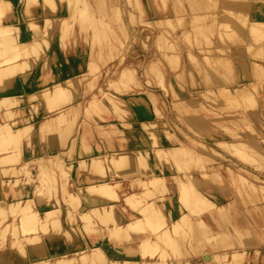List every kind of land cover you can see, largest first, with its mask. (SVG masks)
Instances as JSON below:
<instances>
[{
  "label": "rangeland",
  "instance_id": "1",
  "mask_svg": "<svg viewBox=\"0 0 264 264\" xmlns=\"http://www.w3.org/2000/svg\"><path fill=\"white\" fill-rule=\"evenodd\" d=\"M89 1H91L90 4H92V6L96 9V17L97 18L105 17L103 18V20L104 19L109 20L110 24L104 25L105 22L100 23L103 21L102 19L92 18L93 21L95 19L96 22L95 21L93 22L91 19V21L93 22L92 23L93 26L91 29L90 23H87V22L83 23V21L81 20L83 23L82 24L80 20H78L77 22L76 18L74 17L71 19V22L73 20V24L76 26L74 30L78 32L79 36L78 35L64 36V38L62 39V43L64 41H69V44L68 42H66L65 44L66 46L65 45L63 46L62 44L61 45L63 48L68 47L67 50L70 49L69 51L73 50V52H78L79 55L77 57H80L82 60L80 63H78L76 75L66 74L62 78L63 80L60 81V83L63 82L62 87L66 88L67 90L63 95L64 96L63 99L61 98V101L63 102L57 103V106L55 107L48 106V104H46L47 102L44 101V98L42 100V96H41L42 90H40V92L37 93L38 95H35L33 98L37 102L35 104L33 103L29 109L32 112L41 113L42 118H39L34 122L32 121V123L25 122L22 124L20 120L17 118L18 110L15 107H9L8 108L9 111H7V109H5L6 107L4 108L3 106L0 105V121L7 120V125H8L7 127H5L6 130L4 129L6 132L3 130L4 131L3 134L4 135L6 134V136H8L9 134L7 132L9 128L11 132H16L17 129L19 132V133L18 132L15 133L16 136L15 134L12 136V138H14V141L16 139L19 141L18 146H16L17 148H19V151L17 150L16 147H12L15 142H16L15 144H17L18 142L17 140L15 142H11L10 136L7 137L10 140V142L5 141L6 138H3L4 140H0L2 141L0 142V144H2L3 146H5L4 143L6 142L9 144H12V146L9 147V150L8 148L6 150L4 149H1L2 151L0 150V158L2 156H5L6 154L8 155V158L10 159L11 157L10 155H13L14 153V156L11 157L14 160L11 159L12 161L10 162L6 161L4 163L5 165L1 163L2 165L0 164V168L18 169L19 171L18 175L10 179V184L13 185L12 189L14 191H18L20 189L21 193L23 194L28 192L29 196L33 198L31 199L33 200L31 202L32 206H35V204L36 206H42L41 204L43 203L46 204L48 202L53 203V201L56 202L55 199H57L56 204L57 206L60 207V209L62 208L61 212H60L59 207L55 206V208L53 209V212L51 211V213L53 214H51V216L49 215V217L51 218L49 217L47 218V221H50L49 225H51L50 226L51 228H49L48 230H44L46 232H43V233L42 231H38L37 232L38 235H48L51 232L50 229H56L60 226V220H61V223H64L67 228H73V229L76 228L77 230L75 229L76 230L75 234L81 236V234L84 233L85 240L94 248V246H96V241H98L101 236L96 235V237L95 236L92 237L89 235V238H88L87 235L88 233H90L89 232L90 230L88 227L86 228L85 226L86 224L88 225V222H89V221L87 222V218H89L88 220H90L91 217L86 216L84 219V216H81V214H79L78 212L75 215L74 214L72 215L71 213H69V208H68L69 203H67L63 199L66 196L68 197L69 188H70V192L72 191L73 194L75 193L74 182L76 181L75 183H77L78 181L75 178L73 179L71 176V174L74 172L73 169H75L73 168L74 166L71 167L70 164L64 161V158H66V152L70 149V146L67 144L64 148L58 151V154H55V155L53 153L50 154L51 152L50 146L48 149H46L43 152L44 156L36 157L34 155H28L24 152L23 148L26 143L31 142L33 138H35L34 131L32 130L31 127L37 123L38 124H42V123L48 124L49 121L51 122L50 126H52V128L58 127V126H59L58 128H61V126L63 128L66 127L67 126V115L65 111L63 110L66 109V111L70 113L73 111V108H72L74 104L73 95H72L74 93L73 88L78 86L79 88L84 89L80 96L81 100L77 107L78 111L83 116V118L81 117V120L79 118V120L81 121V124H80L81 128L78 134L79 136H81V152L87 155L95 154L94 156H91L92 160H96L97 162H100V164L103 166V169L107 171L110 168H112L113 164L117 161L116 157H112L111 159L112 161L110 160L111 162H109L108 159L106 160V157H104L105 156L104 149L107 143L113 142L114 147L117 149L119 146V149L121 151L116 154L122 155V154H129L132 152L131 150H128L126 148L124 141L116 139L120 137L119 134H116L117 132H119V130L123 129L124 131H129V130H132L133 128L134 129L141 128L143 132L141 130H139V132L143 134L149 142V149L144 152L147 153L146 155L154 156L156 155V152L158 151L157 149L159 148V146L157 145L158 146L157 147L155 144L158 141H156L157 140L156 137H155L156 139L154 138L155 133L154 132L150 133V130H148L147 126H145L144 124L151 123V122L168 123L170 127L169 130L171 131V136L169 135L170 136L169 140H167L168 139V135H167L166 141H169V143L168 142L167 143L170 146H172L174 145L173 144L174 139H177L176 141H174V143L180 139H184L185 133H187L188 135H193L192 134L193 132L188 128L190 124H189V121H187L188 119L190 120L191 117L197 120L195 123H201V125H203L204 128H207V131L210 134L208 136L209 139L214 140L215 138H217L223 141H232L233 137L231 136L233 134H237V135L240 134L242 138H238V141L251 142L252 146H255L256 148L258 144L261 143L259 147L260 149L259 148L257 149H259V151L262 152L263 149L261 148V145L263 144L260 138L264 136V111H263L264 110V28H263L264 27V15H263L264 0H228V1L227 0H104V2L103 0L101 1L98 0L99 2H101V4H103L104 7L98 1L96 2V0H87V2ZM229 1L234 2V3L229 5L230 3ZM225 2H227L228 4H224ZM255 6L257 10L253 9ZM222 10L224 13H228V14L223 13L222 15ZM231 13L234 16H231L230 15ZM259 19H262V20H259ZM99 20L101 21L99 22ZM91 21H88V22H91ZM255 21H259L258 23H262V27H260L261 24L260 25L258 23L255 24L256 23ZM222 22H223V25L225 23V24H228V27L230 26L228 30H226L227 29L226 25H224L226 27L225 29H223V25L222 26L219 25ZM253 22H254V25H256V27L251 26ZM79 23H80V26H79ZM258 25H259V29H258ZM42 26L43 25L37 28L39 29V31L38 30H35V31L42 33V31H40L42 30L41 29ZM83 26L86 27V29ZM251 28L252 30L253 28L254 29L256 28L257 32L258 30H260V28L263 31L260 30L262 32H258L260 33L258 34L254 30L251 33V30H250ZM61 29H63L62 26H61ZM253 34L255 35L256 38H254ZM257 34L259 36L258 38H257ZM31 39L32 38H29V35H28L27 40L29 41V43H31L32 40H35V39H32V40ZM71 40H72V43L70 42ZM45 45L47 46V43H45ZM48 45H49V42H48ZM64 59L66 62H68V57L66 55H64ZM124 68H129L132 70L133 80L132 81L130 80L131 82L129 80H128L129 82L121 81V80H120L121 82L118 81L120 78V73L123 71ZM72 77H75V80L72 83H69L68 80H70V78ZM225 79L227 80L225 81ZM237 79L241 80V82L243 80L244 85L252 84L251 86H254V88H251L248 86V91H249L248 92L249 95L247 93L248 96L246 94H243L244 96L240 97L238 93H237L238 95L235 93L237 96L235 95L236 98H234L235 96L233 94L227 97H224L221 94H219L220 96H218L215 93H214L215 95L213 93H211L212 94L211 95L210 92H206V90H210L211 88L218 87L221 85L236 84L234 82ZM74 82H75V86L73 84ZM108 82L110 83V85H108ZM247 82H253V83L247 84ZM255 83L256 85H253ZM53 84H54L53 81L48 82L47 80H45L43 85L40 87V89H45V88L50 89L53 87ZM125 85H127L126 88H125ZM113 87L115 88V90L113 89ZM230 87H232V85ZM255 87H256V90H255ZM261 88H262V92H261ZM18 90H19L20 95L24 94L22 92V89L20 88L11 89L10 91L7 90L6 94L19 95ZM178 91L181 93H178ZM151 93L157 96L156 98L157 100H155V104L153 103L150 104L148 100L147 101L148 104L145 103V105L150 106L153 104L155 113H153V111L151 110L152 107L150 108H148L149 106L145 107L144 104L141 103L142 104L141 105L140 102L135 101V98L137 96H140L142 94H151ZM245 95L248 100H249L248 97L254 96L253 98L251 97L254 100L252 101V99L250 98L251 100L248 101L246 98H244ZM230 96H233L234 99H231L232 97ZM8 98L10 97H7V99L5 100L6 101L9 100ZM92 99L100 100L98 102L104 106L103 108L101 107L100 109L99 107L102 105H97L99 108V109L97 108V111L99 113H97L96 111L98 117L95 116L96 113L94 111L96 109V104H93V106H95V109H93L94 107L91 109L92 106L91 107L89 106L90 103H88V101ZM150 102H154V101L151 100ZM136 103L138 104L136 105ZM143 108H147V109H143ZM148 109L150 110V113L152 112L151 113L152 115L148 113L151 116L149 118L148 117L145 118L146 115H148L147 114ZM5 110L7 113L5 112ZM102 110H104V112ZM124 110L127 112H125ZM257 114L260 117L259 119L257 117ZM56 116H57V119H56ZM216 116L222 117L225 130H223L221 126L218 127V124L215 123ZM239 116H241L242 119L244 118V120L247 121L246 125L243 121L240 120ZM61 117L63 119L60 120ZM57 120L59 121V123L56 122ZM68 120H70V117ZM28 127H29V130H28ZM22 128H24V130ZM257 130H259L261 133L260 134L257 133L258 132ZM84 134H86V136H84ZM150 134H153V135L150 136ZM197 135L199 134H196L195 136L198 137ZM57 137L59 141L61 142V145H63L67 141L65 140V137H67L66 134L65 135L59 134L57 135ZM202 137H203V142L207 144V149L209 153L215 156L213 154L212 148L216 149L217 148L216 145H214L211 142V140L209 141L208 139H206V137L204 136ZM236 138L237 137H235V139ZM152 140H155V143L152 142ZM170 141L172 142V145L170 144ZM68 142H70V139L68 140ZM152 145H154V147ZM27 147L31 148V144H29ZM225 149L222 150V148H217V151L219 152V154L222 155V157H218V156L217 157L223 159L226 166L229 165V167L232 168V170H234V172H236L237 175H242V173H244L243 169H247L250 172L251 176H258V178H260L259 180H262L260 182H264V169H263L264 168L263 167L264 157L259 156L258 158H253L256 162H258V164L259 163L263 164L261 165L262 168L259 169L261 166L259 168L255 167L256 165H249V166L246 165L245 166V163L241 162L240 159L237 157L238 154L237 152L234 151L235 148L234 149L231 148L230 151L225 150ZM14 151L19 152L21 155L16 152L18 155L17 156ZM232 152H233V155H232ZM245 154L248 160H251L250 159L251 156L247 151ZM15 156L17 157L14 158ZM246 156L244 155L245 158L244 157L243 158L246 159ZM195 157H196V160L197 159L199 160L200 158L202 161L197 160L196 162L195 159L193 160L191 159L192 161H190L189 163L192 164V166L196 167V169L198 170H200V167L204 166L203 165L204 162L207 163L208 159L211 160L210 163H213L211 158H209L208 156L202 153L199 154V156H195ZM202 158L205 159V161H203ZM142 159L143 157H139L138 161L140 162ZM36 160L38 163L40 161L41 162L39 164H36L37 162L34 163V161ZM161 161L159 162V164L162 163ZM46 162H48L49 164H46ZM107 162H108V165L106 164ZM198 162H201L200 165ZM23 163L28 164V166L25 167L26 165L24 166ZM182 163L179 167L182 168L183 166L184 171H182L183 168L181 171L179 168V171H177L179 174H183L187 170V166L184 165L185 163L184 164ZM193 163H196V165L197 164L198 165L196 166ZM221 164L222 163L220 162L214 166L218 167ZM21 165L24 167L22 168ZM39 165L41 166V169ZM57 165H58V168H56ZM106 165L112 166V167H108L109 168L108 169ZM162 166H163L162 172L164 173L161 175H163L162 177H165L169 175L170 172L165 171V169L168 168V167L166 168V164L161 165V167ZM214 166L212 165V167ZM226 166H224V168ZM174 167L178 168L175 165V163H174ZM255 168H258L259 170ZM70 170H73V172H71ZM203 170H206V168H204ZM25 171L26 173H29V174H26ZM40 171L43 173H41ZM48 171L50 172L51 176L50 175L47 176ZM41 174H43L42 176H44L45 180L44 179L41 180V178H43L41 177ZM59 174H60V177H59ZM207 174H208L207 181H206V178H202L203 176H205V174H203L201 175L202 176L201 178L203 180L200 178L203 182L199 179L200 180L199 182H202L201 184L197 182L198 184L196 186H195V183H194V186L192 185L194 188V191H196L195 194L198 193L197 192L198 190L199 193L202 194V197L201 196L199 197L203 199V196H204L205 200L207 199V196L212 200H218V199H221V201L223 200L230 201L232 199L235 200V203L230 206L229 210L227 211V214L224 215L227 209L226 210L220 209V211L222 210L221 212L225 210L223 214H220V211L218 210V213H219V214L217 213L218 216L215 213L217 210L215 212L213 211L214 213L212 212L214 215H216L219 218L221 217L219 215H222L220 219L223 218V220H226L225 218H227L226 226L229 229V231L231 230V233H228L229 236L222 235L223 237H220V238H216V237L214 238V237L209 236V238L211 237V239L212 238L216 239L217 243L222 242L221 244L219 243L220 245L219 248L221 249L222 247L223 250H225L226 248L225 250L226 252L231 251L233 249L232 248L233 246L231 248H227L226 246L229 247L230 245H233V244H241L239 246H241L243 249H245L246 247L250 248L248 253H250L254 249H257L258 253L256 252V254L254 255L255 264H264V216L261 215L262 218H260L261 213L264 215V201H263L264 199L263 200L260 199V198H263V195H261L260 197V194H258L259 195L258 197L256 192H249V191L246 192L244 186L242 187L241 184L236 189V187L239 185V182L237 180H236L237 183L233 181L236 184L235 185L231 181V179L232 180H235V179L234 178L230 179V176H228V173L225 172L224 170L223 171L221 170V172H218L221 179L219 175H217L216 173L215 174L213 173L210 175L209 173ZM210 178L214 182H216L215 179L218 178L220 182V183L219 182L217 183L219 184L218 187H216L217 185L213 184L214 182L212 183ZM109 180H111V178ZM170 180L171 181L163 180L162 182L170 184L171 186L167 184H164V185L169 186L171 188V189L169 188L171 191L169 189H167V191H165L166 189L165 190L162 189L164 185L158 188L159 187V184H158L157 185L158 187L156 186L158 188V191L160 193H161V190H164V191H162V195H161L157 191V189L156 190L154 189V191H157L158 194L155 192L154 193L155 195L157 194V196H164L165 199L170 198L175 203L174 206L168 205V204L167 205H168V209L172 210L173 215L175 216V218H177L178 212H176V210L178 211L180 210V212H181V209L186 212L188 210V209L185 210L184 208L185 206H182V203H183L182 200L184 201L185 198L181 200L182 203L180 204L179 203L180 199L176 197L177 193L179 192L180 194L182 189L185 190V189H189L190 187L187 186L185 188H179L177 183L174 184L175 182H172V178H170ZM204 182H209V183L204 184ZM222 182L224 183V186L226 187L225 189H223L224 187L219 188L220 186H222L221 185L223 184ZM42 183L44 184L46 183V186ZM63 183H66L65 184L67 186V188L65 187L66 189L64 188ZM127 183L128 182L126 181L125 185H127ZM203 184L205 185L204 187L201 186ZM47 186H50V192H49V189L45 190ZM52 186H53V189H52ZM167 186L163 188H167ZM174 186L176 189L179 188L181 190L177 191V193L176 191L174 192V189H175ZM54 187H55V190H54ZM241 187L244 188L243 191H245V193L240 189ZM191 188H190V191L193 193L194 192L193 188L192 190ZM38 189H40L41 191ZM221 189H223L224 191L227 189L226 190L227 193L225 192L226 194H224ZM168 190L170 191L171 196L169 195ZM130 191H133V189L130 190L129 188L126 187V192H130ZM185 191L187 192V190ZM185 191H183V194L181 192V196L186 194L184 193ZM190 191L187 193H190ZM240 191L241 193L243 192L242 194L244 196L238 194V192ZM47 193H49V198L47 197L48 196ZM84 193H86V196H90V197L94 196L93 194H90L89 191H86ZM192 193L190 194L191 196L193 195L192 196L193 200L192 198L190 199L191 196L190 197L188 195H187L188 197L185 196L188 198V203L186 204H189V205H187L186 207L189 208V210L196 209V208L192 209L193 205L196 202V201L194 202V200H197L194 198L196 195ZM33 194H34V197H33ZM59 194L63 196L62 200L64 202H61V204L58 203ZM257 197L259 199H256ZM196 198H198V195ZM202 199L198 201L200 202V204H202L201 203ZM255 200L258 202H256ZM0 202L2 203L5 201L1 200ZM71 202L74 203L76 202V200L72 201L71 199ZM37 203L40 205H38ZM197 204L198 206L196 207H198V210L196 209L197 211L195 213L199 212L201 208V205L199 207V203ZM115 205L116 207L114 208V210L119 211V213L122 212V214L116 215L117 217L114 216L116 220L119 221L122 218L121 215L124 214L125 219L123 220V222L124 223L128 222L130 217L127 211L130 208H128L127 206L126 207L127 210L125 209L123 198H120L119 201L115 203ZM209 206L211 207L210 204L208 205V207ZM189 210H188V215H191V216L197 215L195 213L194 214L192 213L193 214L192 215ZM209 210L210 209L206 210L205 212H200V213L201 214L203 213L202 215L207 217L206 219H208L210 217V214L212 215V213H207L206 214L207 216L204 213L208 212ZM67 211L69 214H67ZM64 213L65 215H63ZM230 213L233 215V218L231 217ZM214 215H212L214 219H216L214 221H217V218H215ZM58 217H60V220ZM213 217H210L212 219L210 218L209 219L213 220ZM50 219L53 221L51 222ZM111 219H110L111 221L110 225L116 221L115 219H113V217H111ZM5 221L7 222V219ZM5 221L2 224H0V231L2 230L1 227L5 223ZM209 221L207 220V222L210 223L211 225L216 223V222L211 223L213 221H210V222ZM228 221H230L229 222L230 224H228ZM239 221H241V224ZM17 222L18 221L16 219L14 223L17 224ZM233 222H235L241 228L242 231L239 230V228L237 229L236 226H235L236 228H234ZM183 223H182L183 225L182 224L179 225L181 226L180 228H178L179 227L178 226L177 230L175 229L172 236L177 235L175 236V238L181 239V240L184 237L181 246H178V248L180 247L182 249H185V253L190 254L194 258V261H197L198 264L200 263V260H203L201 256H203L204 250H210L211 253L219 254V256L222 257L220 261L216 262L217 261L216 260L215 262H211L210 264H237V263L244 264L246 263L245 258H240V260L242 259L241 261H239L238 259H235L236 261L231 260L227 262L229 260L227 259L228 254H226V257H224V252H221L223 250L222 249L220 250L218 248V245L217 247L209 246L210 244H212V242H213V245H216V243H214L215 241H210L211 239H209L208 240L209 242L207 241L209 245L205 241L203 242L199 241L200 238L204 236L202 235V233L204 234V231L205 233L207 232L208 227L206 226H208V224L206 222H205L207 224V225L205 224L206 229L205 228H204L205 230L201 229L203 232L200 229L191 231V234H189L191 235V240L188 239L189 240L188 242V240L185 238L186 236L183 234L184 232H186L183 229H186L185 227H187L188 221H183ZM211 225H209L210 228L208 229V231H210V229L212 228L213 225L212 226ZM95 226H96L95 227L96 229L98 228V230H100L101 234L104 233V230L106 228L104 229V227L98 226L97 224ZM8 228L9 227H7V230L6 228H3V230L0 232V235L3 234L2 236L4 237L2 238L0 236V242H1L0 249L6 246H9V245L13 246L11 247V249L13 250L20 249L21 247H19L17 243L19 242V239H22V238L17 236L15 237L17 238L16 240L14 239V236L13 237L11 236L12 238L11 239L10 235L13 234V230H11V228L8 230ZM219 228L220 229L223 228V230H218V228L216 227L217 232L215 230L214 231L216 233H219L218 236H221L220 233L224 231V227L221 226ZM122 231L127 232L129 230H126V231L122 230ZM151 231H152V236L151 234L147 235V237L148 236L150 237V240H148L149 239L148 237V239L146 238L145 241L146 240H148L147 242L151 241L152 248H150L151 247L150 242L149 244L145 243V247L144 246L143 247L146 249V246L150 245V247H148L147 249L148 251H150V252H147L149 254L148 258L150 260H155L157 258L158 259L160 258L158 255L163 254V253H160L159 248L164 244L163 242H166L167 240L163 241L162 242L163 244H160L161 241L165 238H163L161 241H159L160 240L159 238L155 240L153 239V238H156L155 235L157 236L159 235L155 230L154 231L149 230V232ZM179 231L181 232L184 231V232L181 233ZM85 232H87V234ZM153 232H155V234ZM122 236H117V237L120 239L122 238V240L125 238L126 240L129 239L127 238L128 236L132 238V236H130L129 233L127 237H126V233L125 235H122ZM180 236L182 237L180 238ZM90 238H91V241H90ZM166 238L168 239V237ZM1 239H4L2 240L3 242L5 241L3 244H2ZM10 240L12 241V243ZM226 240L228 243L223 244V242H225ZM13 241L14 242L16 241V243H14ZM153 241H155L154 244H153ZM31 242H28L26 244L29 245L30 247H41L43 243V241L41 239H38V237H36L35 240ZM202 243L207 244V245H204ZM223 245L224 246L226 245V246L224 247ZM154 246L156 247V250H158V253H159V254L157 252H156L157 254L154 253L157 258L153 254V252H155L156 250L155 251L151 250V249H155ZM206 246H209V248H207ZM144 248H139L137 252H140ZM178 248H175V249H178ZM172 251L173 250H170L164 253L167 254L168 258H171V257L176 258L175 252H172ZM218 251H220V253L222 254H220ZM140 253H142V251ZM150 254H152L154 257ZM151 256H152V259L150 258ZM237 260L239 262H237ZM93 263L96 264L95 262ZM45 264H48V263H45ZM71 264H91V263L76 259V261L72 262Z\"/></svg>",
  "mask_w": 264,
  "mask_h": 264
},
{
  "label": "bare ground",
  "instance_id": "2",
  "mask_svg": "<svg viewBox=\"0 0 264 264\" xmlns=\"http://www.w3.org/2000/svg\"><path fill=\"white\" fill-rule=\"evenodd\" d=\"M97 1L98 0H96V2ZM103 2H104V0H103ZM90 3H91V1L87 2V0H16V1L15 0H0V101H2V102H0V105L3 106L4 108L6 107L5 109H7V111H9L8 110L9 107H15L18 110L17 118L20 120L21 124L25 123V122L32 123V121L34 122L37 119L42 118L41 113H35V112L30 111V109H29L33 103L35 104L37 102L33 98L35 95H38L37 93L40 92V90H42V92H41L42 100L44 98V101L47 102L46 104H48V106L55 107V106H57V103L63 102V101H61V98L63 99V97H64L63 95L67 90H66V88L62 87L63 82L60 83V81L63 80L62 78L66 74L67 75H76L78 63H80L82 59L80 57H77L79 55L78 52H73V50H71L72 51L71 52V51H69L70 49L67 50L68 47L63 48L62 45L64 46L66 44V42H68V44H69V41H64L62 43V39L64 38V36L78 35V32H76L74 30L76 28V26L73 24V20L71 22V19L73 17L76 18L77 22H78V20H80V21L82 20L83 23H86V22L90 23V26L92 29V26H93L92 23L94 21L96 22V20L94 19V21H93L92 18H97V17H96V9ZM99 3L101 4V2H99ZM232 3H234V2H230L229 5ZM224 4H228V3L225 2ZM101 5L103 6V4H101ZM253 9H256V6ZM223 13L224 12L222 10V15H223ZM224 14H228V13H224ZM230 15L234 16V15H232V13ZM263 15H264V13H263ZM103 18H105V17H103ZM103 18L99 17L97 19L103 20ZM91 19L93 22L91 21ZM259 20H262V19H259ZM82 21H81V23H82ZM88 21H91V22H88ZM100 21L101 20H99V22ZM255 22H256L255 24H257L259 21H255ZM100 23H104V25H109L110 21L104 19ZM258 24L259 25L261 24L260 27H262V23H258ZM41 25H43L41 28L42 30H40V31H42V33L38 32L39 29H37ZM219 25L222 26L223 22ZM224 25H226V27H227L226 30H228L230 26L228 27V24H225V23H224ZM224 25H223V29L226 28ZM259 25H258V29H259ZM61 26L63 29H61ZM79 26H80V23H79ZM251 26L256 27V25H254V22L252 23ZM84 28L86 29V27H84ZM35 30H38V31H35ZM93 30H95V29H93ZM250 30L252 33L254 30L256 31V28L255 29L253 28V30L251 28ZM260 30H262V29L260 28ZM260 30H258V32L263 31V30L262 31H260ZM258 32L256 31V33H258ZM258 34H260V33H258ZM258 34H257V38L259 37ZM28 35H29V38H32L35 40L31 39L32 41H31V43H29V41L27 40ZM253 36H254V38H256L254 34H253ZM77 41H78V39H77ZM48 42H49V45H48ZM70 42L72 43V40ZM45 43H47V46L45 45ZM39 46L42 48H40ZM27 55H28V57H27ZM64 55H66L68 57V62L65 61ZM132 78H133L132 70L129 68H124L123 71L120 73V78L118 81L119 82L128 81V80L132 81L133 80ZM45 80H47L48 82L53 81V83H54L53 87L50 89L49 88L40 89V87L43 85ZM54 80H55V82H54ZM74 80H75V77H72V78H70V80H68V82L72 83ZM226 80L227 79H225V81ZM234 83H236V84H231L233 88L230 87L231 85H221L218 87L211 88L210 90H206V92H210V94L215 93L218 96H220L219 94H221L224 97H227V96L232 95V94L235 96L238 93L241 97V96H244L243 94L247 95V93L249 92L248 86L251 88H254V86H251L252 84L251 85H244L243 80L241 82V80L237 79V80H235ZM249 83H253V82H247V84H249ZM73 84L75 86V82ZM111 84H113V83H111ZM108 85H110L109 82H108ZM253 85H256V83ZM126 86L127 85H125V88H126ZM15 88L22 89V92L24 94L20 95L19 90H18L19 95L6 94L7 90L10 91L11 89H15ZM73 89H74V91H73L74 93L72 94L73 95V103H74L73 107H72L73 111L70 113V112H67L66 109L63 110V111H65V113L67 115V126L64 128L61 126L62 129L58 128L59 126L52 128V126H50L51 125L50 121H49L50 124L49 123L48 124H43V123L42 124H38V123L34 124L31 128L34 131L35 138H33V140L31 142L26 143L24 145L23 149H24V152L28 155H34L36 157H40V156H44L43 152L46 149H48L49 146L51 148L50 154L53 153L54 155L58 154V151L60 149L64 148L67 144L70 146V149L66 152V158H64V161L66 163L70 164L71 167L74 166L73 167V168H75V169H73L74 172H73V170H70L71 172H73L71 174V176L73 179L75 178L78 181H77V183H75L76 181L74 182L75 193L73 194L72 191L70 192V188H69L68 197L66 196L63 199H64V201L69 203V207H68L69 213H71L72 215L73 214L75 215L78 212L79 214H81V216H84V219L86 216L91 217L90 220H88L89 218H87V222L89 221L90 223L88 222V225L87 224H86V226L84 225L86 228L88 227L90 230V231L88 230L90 232L87 235L88 238H89V235L92 237L93 236L96 237V235H98V236L100 235L101 237L98 241L95 240L96 246H94V248H93L86 240H83V241L81 240L82 237L84 236L83 232H82L83 236L81 235L80 236L81 238H78L75 235V231L77 229L75 228L76 229L75 230L73 228H67L66 226H64L65 225L64 223H61L60 217H58L60 220V226L56 229H50L51 232L48 235H46V237L48 238V242H49V244L52 245L55 242L54 241L55 238H57L56 236H53V235H57L59 233H64L66 235V237L69 239H72L73 243L75 244V249L73 251H71V252L66 251L64 253H60V254H57L55 256H51V255L47 256L48 255L47 254L48 253L47 248H49V247L46 246L45 242L42 243L41 247H30L29 245H27L26 243L34 241L36 237H38V239L42 240L43 237H42V235L37 234L38 231H42V233H43V232H46L44 230H48L49 228H51L50 227L51 225H49L50 221H47V218L49 217V215L51 216V214H53V213H51V211L53 212V209L55 208V206L59 207L56 204L57 199H55L56 202L53 201V203L48 202L46 204L43 203L44 205L41 204L42 206H36V204H35V206H32L31 202L33 200H31V199H33V198L29 196L28 192L23 194V193H21L20 189L18 191H14L12 189L13 185L10 184V179L12 177H16L18 175V173H19L18 169H12V168L2 169V168H0V201L1 200L5 201L2 203L0 202V224H2L7 219V222L5 221V223L2 225L1 228H2V230H3V228H6V230H7V227H9L8 230L10 228H11V230H13V234L12 235L9 234L10 238H11V236L12 237L14 236V239H16V240H17V238H15V237H17V236L22 238V239L18 238L19 242L17 243V245L19 247H21L20 249H14L13 250V249H11V247H13V246H10V245L0 249V264H45V263H48V264H71L72 262L76 261V259L86 261V262H90L91 264H94L93 262H95L96 264H198V262L194 261V258L190 254L185 253V249H182L180 247L178 248V246H181L184 237L182 238V240L176 239L175 236H177V235L172 236L173 232L175 231V229L177 230V227L179 225H181L183 223V221H188V225L186 224L187 227H185L186 225L184 226L186 229H183V227H182V229L185 230L186 232H184V231H182V232L179 231V232H181V233L184 232L183 234L186 236L185 238L187 240L188 239L191 240V235H189V234H191L192 230H196V229H200V230L202 229L203 230L204 228L206 229V227H208V229H209L210 228L209 225H211V224L208 223L207 220L209 221L210 219H212L210 217H213L212 216V215H214L213 213L217 210L215 213L218 216V214H219L218 210L220 211V209H225V210L227 209L226 211L224 210L226 212V213H224V215L227 214V211L229 210L230 206L235 203V200L234 199H232L230 201H224V200L221 201V199L212 200L208 196H207L206 200H205L204 196L202 199L201 198L202 194L199 193L198 190H197V192L199 194L198 193L195 194L196 191H194V188H193L194 183H195V186L198 183L201 184L203 182L202 178H206V181H207V179H208L207 173H209V175L213 174V173L214 174L216 173L217 175H219L218 172H221V170L222 171L224 170L225 172L228 173V176H230V179L231 178L235 179V180L231 179L232 182L233 181L236 182V180L239 182V185L237 184L238 186L236 187V189L241 184L242 187L244 186L246 192H248V191L249 192H256L257 195L260 194V197H261V195H263V198H260V199H262V200L264 199V182H260L262 180H259L260 178H258V176H251L250 172L247 169H243L244 173H242V175H237L236 172H234V170H232V168L229 167V165H227V166L225 165V162L223 159L218 158V157H222V155H220L219 152L217 151V148H222V150H224L226 148L225 150H228V151H230L231 148H233V149L235 148L234 151L237 152V154H238L237 157L240 159L241 162L245 163V166L246 165H248V166L249 165H256L255 167L259 168L263 164H260V163L258 164V162H256L253 158H258L259 156L264 157V136L260 138L261 142L263 144V145H261V148L263 149L262 152L259 151V149H260L259 147H260L261 143L258 144L257 148H259V149H257L255 146H252L251 142L238 141V138H242L240 134H238V135L233 134L231 136V137H233L232 141H223V140H219L217 138L212 140V139L208 138V136L210 134L207 131V128H204V126L201 125V123H195L197 120L190 116L194 120L191 118H190V120L189 119L187 120V121H189V124H190L188 126V128L193 132L192 133L193 135H188L187 133H185L184 139H180V140H178L179 142L177 141L175 143H174V141H176L177 139H174V141H173L174 145H172V142L170 141V144L172 145V146H170L168 144L169 141H166L167 135H168L167 140H169V137L171 136V131L169 130L170 127H169L168 123H165V122L146 123L144 125L147 126L148 130H150V133L154 132L156 135V136L154 135V138L156 137L157 138L156 141H158V142L155 143V140H152V142H154L156 144V146L157 145L159 146V148L157 149L158 151L155 149L158 153L154 150L156 152V155H154V156L146 155L147 153L144 151L149 149V142H148L147 138L139 132V130H141L143 132V130L141 128H135V129L133 128L132 130H129V131H124L123 129L119 130V132H117L116 134H119L120 137H118L116 139L124 141L125 145H129L131 148L130 150L132 152L129 154H122V155L116 154V153L120 152L121 150L115 148L113 142L107 143L105 145L106 147L104 149L105 150V152H104L105 156L104 157H106V160L108 159L109 162L112 161L111 160L112 157L117 158V161L113 164V167L107 166L108 162L106 163L107 168L112 167L110 169L108 168L109 170L107 171V170L103 169V166L100 164V162H97L96 160H92L91 156H94L95 154L87 155V154H84L81 152V136H79L78 134H79V130L81 128L80 127V124H81L80 120H81V117L83 118V116L80 114L77 107H78L79 102L81 100L80 96H81L84 89L79 88L78 86L74 87ZM113 89L115 90L114 87H113ZM255 90H256V87H255ZM16 92H17V90H16ZM20 92H21V90H20ZM261 92H262V88H261ZM178 93H181V92L178 91ZM259 93H260V91H259ZM246 95L244 98L247 99ZM248 95H249V93H248ZM236 96L234 98H236ZM7 97H10V98H8L9 100L6 101L5 99H7ZM187 97H189V96H187ZM230 97H232L231 99H234L233 96H230ZM251 97H248L249 100H251L254 96L252 98ZM156 98H157V96H155L152 93L151 94H142L140 96H137L135 98V101L140 102V104L141 103L144 104V106L146 107V106H149V105H145V103L148 104L147 103L148 100H149L150 104L151 103L155 104V100H157ZM110 99H112V98H110ZM150 99L153 100L154 102H150L151 101ZM253 100L254 99H252V101ZM98 101H100V100H93L92 99V100L88 101V103H90L89 106L90 107L92 106L91 109L93 107H94L93 109H95V106H93V104H96V109L94 110L95 113H96L97 108H98L97 105H102ZM111 101H113V100H111ZM88 103H86V104H88ZM97 103H99V104H97ZM245 103H246V101H245ZM137 104L138 103H136V105ZM152 105H150L148 108L152 107L153 109L151 108V110L153 111V113H155L154 105L153 106ZM101 107L103 108L104 106L102 105L99 108L101 109ZM105 109H106V107H105ZM143 109H147V108H143ZM102 111L104 112V110H102ZM5 112H6V110H5ZM92 112H93V110H92ZM125 112H127V111H125ZM97 113H99V112L97 111ZM97 113L95 114L96 117H98ZM148 113L151 114L152 112L150 113V110L148 109L147 114ZM149 114L146 115V113H145V115H146L145 118H147V117L149 118L152 115V114L151 115H149ZM5 116H6V114H5ZM64 116H62V117H64ZM62 117L60 118V120L63 119ZM69 117H70V120H68ZM105 117H107V116H105ZM126 117H127V115H126ZM128 117H129V115H128ZM239 117H240V120L243 121L246 125L247 121L244 120V118L242 119L241 116H239ZM257 117H258V119L260 118L258 114H257ZM79 118H80V120H79ZM215 118H216L215 123L218 124V127L221 126L223 128V130H225L222 117L216 116ZM255 118H256V116H255ZM2 119H3V117H2ZM56 119H57V116H56ZM52 122H54V121H52ZM56 122L59 123L58 120ZM198 124H200V125H198ZM11 125H13V124H11ZM7 126H8L7 120L6 121L5 120L0 121V134H2V135H0V140H4L3 138H6L5 141L10 142V140L7 138L8 136H10L11 142H15L17 139L14 141V138H12V136L16 132H18V129L16 130V132H11L10 128H9V130L7 132L9 135L6 136V134L4 135L3 133L6 130L5 127H7ZM247 127H249V126H247ZM22 129L24 130V128H22ZM28 130H29V127H28ZM9 131H10V133H9ZM257 131H258L257 133H259V134L261 133L259 130H257ZM59 134H61V135L66 134V136H67V137H65V140H67V141L63 145H61V142L59 141V139L57 137V135H59ZM153 134H150V136H152ZM196 134H199V135H197L198 137L195 136ZM15 136H16V134H15ZM84 136H86V134H84ZM202 136L206 137V139H208L209 141L211 140V142L214 145H216V147H217L216 149L212 148L213 154L215 156H213L209 153V151L207 149V144L205 142H203ZM235 137H237V138L235 139ZM69 139H70V142H68ZM0 142H2V141H0ZM6 143H4L5 146L0 144V146L2 147V148L0 147V150L1 149L6 150L7 148L9 150V147H11L12 144H9V143L6 144ZM15 143L13 144L12 147L18 146L19 141L17 142V144H15ZM29 144H31V148L27 147ZM154 145H152V146L154 147ZM12 149H14V148H12ZM17 150L19 151V148H17ZM10 151H9V153H10ZM246 151L250 154L251 160H248V158L245 154ZM16 152H15V154L17 155V153H19V152H17V153ZM7 153H8V151H7ZM201 153L208 156L209 158H211L213 163H210L211 160L208 159V161L206 160L207 163L204 162V164H203L204 166H202V164H201L202 167H200V170H198V169H196V167L192 166V164H190L189 162L192 161L193 159L196 160L195 156H199V154H201ZM4 154H5V152H4ZM243 154L246 156L247 160L244 159L245 157ZM232 155H233V152H232ZM10 156L11 157L14 156V153H13V155H10ZM17 156H15L14 158H16ZM49 156H51V155H49ZM11 157L9 159L8 155L5 154V156H2L0 158V164L3 163V165H5L4 163L6 161H9V162L12 161L11 159H13V158H11ZM139 157H143V159L140 162L138 161ZM200 158H201V156H200ZM200 158H199V160H201ZM161 159H162V161H161ZM37 160H39V159H37ZM37 160L34 161V163L37 162ZM197 160H196V162H197ZM15 161H16V159H15ZM160 161L162 163L159 164ZM203 161H205V159H203ZM217 161H219V162H217ZM182 162H184L185 164ZM220 162L222 164L218 167H220L221 169L218 168L217 166H214ZM32 163H33V161H32ZM39 163L37 162L36 164H39ZM174 163L178 168L174 167ZM181 163L187 166V170L183 174H179L177 172V171H179V168H180L179 166L181 165ZM198 163L200 165L201 162H198ZM46 164H49V163L46 162ZM163 164H166V168L168 167L167 169H165V171L170 172V174L165 176V177H162L163 175H161L164 173V172H162L163 166L161 167V165H163ZM193 164L196 165V163H193ZM40 165H39V167L41 169ZM189 165H191V166H189ZM212 165L214 167H212ZM24 166L27 167L28 164H24ZM24 166H22V168ZM60 166H61V164H60ZM224 166H226V167L224 168ZM263 167H264V165H263ZM56 168H58V165ZM182 168H183V166H182ZM182 168H180V171L182 170ZM202 168L203 169L206 168V170H203ZM222 168H224V169H222ZM258 168H255V169L259 170L262 168V166L259 169ZM56 170H58V169H56ZM77 170H78V172H77ZM182 171H184V168ZM197 171H199V172H197ZM21 172H23V171H21ZM25 173H26V171H25ZM41 173H43V172H41ZM47 173H48L47 176H49L50 172L48 171ZM80 173H81V175H80ZM26 174H29V173H26ZM60 174H59V177H60ZM203 174H205V176H207V177H205V176L202 177L201 175H203ZM42 175L43 174H41V177H43V178H41V180L44 179V176H42ZM213 177H214V175H213ZM219 177H220V175H219ZM110 178H111V180H109ZM170 178H172V182H175L174 184L177 183L179 188H185L187 186H189L191 188V186L193 185L192 186L193 191H194L193 193L196 195L194 198L197 200H194V202L195 201L196 202L193 205L192 209L196 208L198 210V207H196V206H198L197 203H199V207L201 205V208H200L201 211L199 210V212H197V213H195L197 211L196 209L189 210V208L186 207L187 205H189V204H186V203H188L187 197L188 196L190 197L191 196L190 193H192L190 191V188L185 189V190H187V192L190 191V193H187L184 189L181 190V189L177 188L178 189L177 190L174 186V188H175L174 192L176 191V193H177V191L181 190V192L183 194V191H185L184 192V193H186L185 195L181 196V192H180V194L178 192L176 197H178L180 199V201H179L180 204L182 202L184 203V204L182 203V206H185L184 207L185 210L188 209L191 212V214L192 213L197 214L196 216L188 215V210L186 212L180 208L181 212H180V210L179 211L176 210V212H178V216H177V218H175L172 210L168 209V205L174 206L175 203L170 198L165 199L164 196H157V194L159 192L158 188H160L164 184H167V183H164L162 181L163 180L171 181ZM218 178L215 179L216 182L212 181L210 178L212 183L214 182L213 184L217 185L216 187H218V185H219V184H217L219 182ZM253 178H255V179H253ZM199 179L202 182H199L200 181ZM220 179H221V177H220ZM126 181L128 182L127 185H125ZM211 181H209V182H211ZM220 181H222V180H220ZM209 182H204V184L205 183L208 184ZM161 183H163V184H161ZM42 184H44V183H42ZM63 184H64L63 185L64 188L65 187L67 188V186L65 185L66 183H63ZM158 184H159V187L157 186ZM204 184L201 186L204 187L205 186ZM44 185L46 186V183ZM167 185H170V184H167ZM167 185H164L163 187H165ZM221 185L222 186H220L219 188H221V187H224L223 189L226 188L224 186V183ZM126 187L129 188L130 190L133 189V191L126 192ZM163 187H162V189H164V190L166 189L165 191H167V189L170 188L169 186H167V188H163ZM242 187L240 189L243 191L244 188H242ZM192 188H191V190H192ZM48 189L50 192V186H47L45 190H48ZM52 189H53V186H52ZM58 189H59V187H58ZM61 189H63V188H61ZM154 189L155 190L157 189L158 192L154 191ZM223 189H221V190L223 191L224 194H226L227 189L225 191ZM35 190H37V189H35ZM38 190H40V189H38ZM54 190H55V187H54ZM164 190H161V193L160 192L159 193L162 195V191H164ZM169 190H168V192L170 195L171 190L170 191ZM86 191H89V193L93 194L94 196H92V197L86 196V193H84ZM245 191H243V192L245 193ZM34 192H36V191H34ZM154 192L157 194L155 195ZM168 192H167V194H168ZM176 193H174V194H176ZM242 193H241V191L238 192V194H240V195H243ZM34 194H33V197H34ZM47 194H48L47 197L49 198V193H47ZM197 195H198L199 199L196 198ZM185 196H187V197H185ZM192 196L190 197V199L192 198V200H193ZM199 196H201V197H199ZM62 197L63 196H61L59 194L58 203H60V204H61V202H64L62 200ZM167 197H169V196H167ZM258 197H259V195H258ZM258 197L256 199H259ZM120 198H123V201L125 204V209L127 206H128V208H130L127 211L130 219L126 223L123 222V220L125 219L124 214L121 215L122 218L119 221L116 220V218L114 217L116 215L122 214V212L119 213V211L114 210V208L116 207L115 203L118 202ZM200 198L203 201V202L201 201L202 204H200V202H198L199 200H201ZM71 199H72V201L76 200V202H74V203L71 202ZM182 199H184V201ZM181 200H182V202H181ZM251 202H253V201H251ZM256 202H258V201H256ZM40 203H41V201H40ZM207 204L208 205L210 204L211 207L210 206L208 207ZM38 205H40V204H38ZM59 209H60V207H59ZM208 209H210V210L208 212L204 213L205 215L207 213H212L214 211L212 213V215L210 214V217H209L210 219L209 218L206 219L207 217L203 216L202 215L203 213L202 214L200 213V212H205ZM61 210H62V208L60 209V212H61ZM56 211H57V209H56ZM221 211H220V214H223L224 211L223 212H221ZM69 213L67 211V214H69ZM199 213L201 216L199 215ZM79 214H78V216H79ZM59 215H60V213H59ZM63 215H65V213ZM216 215H214V216H215V218H217V221H214V220H216V219H214V217H213V220H210V221H213L211 223L216 222L215 224H212L213 226L211 225L213 229L211 228L210 231H208V229H207V232L205 233V231H204V234L202 233L203 232L202 230H201L202 232L199 230L202 233V235H204L203 237L200 238V240H199L200 242L201 241L207 242L209 239H211V237L220 238V237H223L222 235L225 236V235H228V233H231V230L229 231V229L226 226L227 218L224 217L226 220H223V218L220 219L222 217V215H219V216H221L220 218L217 217ZM261 215L264 216L261 213L260 218H262ZM197 216H199V217H197ZM208 216H209V214H208ZM111 217H113V219H115L116 221L113 220L115 222H113V224L110 225V223L112 221ZM231 217L233 218L232 214H231ZM49 218H51V217H49ZM109 218L111 219V221ZM229 218H230V216H229ZM16 219L18 221L17 224L14 223V221ZM230 220H231V218H230ZM52 221L53 220H51V222ZM54 222H55V220H54ZM75 222H76V220H75ZM205 222L208 224V226H206V227H205V224H206ZM229 222L230 221H228V224H230ZM239 222L241 224V221H239ZM185 223H187V222H185ZM233 223H234L233 224L234 228L237 227V229L239 228V230H241V228L235 222H233ZM96 224L98 226L104 227V229L106 228L104 230L103 234H101V232H100V230H98V228L97 229L95 228ZM53 225H55V224H53ZM221 226L224 227V231L221 232L222 234L220 233L221 236H218L219 233H216L217 232L216 227L218 228V230H223V228L222 229L219 228ZM180 227L181 226H179L178 228H180ZM122 230H125V231L129 230V231L124 232ZM149 230H153V231L155 230L159 235V236L155 235L156 238H153V237H151V238H153L155 240H157V238H159L160 239L159 241H161L163 238H165L160 243V244H163V243L164 244L159 248L160 253H163V254L158 255L160 257L159 259L154 254L156 252L158 253V250H156L155 246H154L155 249H151L154 251L156 250L155 252H153L154 256L157 258L155 260H150L148 258L149 254L147 252H150V251H148L147 249H148V247H150V245L146 246V249L144 248L145 243L149 244V242L151 244L150 248H152L151 241L147 242L148 240H150V237L148 236L149 237V239H148L147 235L151 234V236H152V231L149 232ZM118 231H120L121 234ZM91 232H93V233H91ZM85 233L87 234V232H85ZM125 233H126V237L129 233V235L132 236V238L128 236L127 237V238H129V239H127L128 241L126 240V238L122 240V238H123L122 235H125ZM153 233L155 234V232H153ZM2 235L3 234H1L0 236L2 238H4ZM117 236H122V238L120 239ZM209 236H211V237L209 238ZM166 237H168V239ZM178 237H179V235H178ZM181 237L182 236H180V238ZM146 238L148 240L145 241ZM214 238H212L210 241H215L214 243H216V245H213V242H212V244L209 245L208 244L209 241L207 242V244L210 247H212V246L217 247V245H218V248H219L220 242L217 243L216 239H214ZM204 239H206V240H204ZM2 240H4V239H1V241ZM124 240H126V241H124ZM90 241H91V238H90ZM159 241H158V243H159ZM163 241H166V242H163ZM217 241H218V239H217ZM4 242L2 241V244ZM154 242L155 241H153V244H154ZM188 242H189V240H188ZM11 243H12V241H11ZM14 243H16V241ZM31 243H33V242H31ZM178 243H180V244H178ZM225 243H228L227 240L225 242H223V244H225ZM140 244H142V245H140ZM155 244H157V243H155ZM160 244H158V245H160ZM202 244H204V243H202ZM207 244H204V245H207ZM12 245H14V244H12ZM137 245L139 248H144L141 250L142 253H140L141 251L137 252L139 249L137 247ZM176 245H177V247H176ZM200 245H201V243H200ZM229 245H230V243H229ZM239 245H241V244H233V245H230L229 247L226 246L227 248H231L233 246L232 247L233 249L231 251L227 250L228 252L225 251L226 248H225V250H223L221 247V249L223 250L221 252H224V257H226V254H228L227 259H229V260L227 262H229L231 260L234 261L235 259H238L239 261H241L242 259L240 260V258H245L246 263H244V264H251V263L255 264L254 255L256 254L257 249H254L253 251L248 253L250 248L246 247L245 249H243ZM173 246L175 248H178V249H175ZM209 246H206V247L209 248ZM27 248H28V250H27ZM150 248H149V250H150ZM172 248H174L175 250ZM9 249H11V252H10L11 257H6L5 252L8 251ZM170 250H173L172 252H175L176 258H174V257L168 258L167 254L164 253V252L170 251ZM55 251H56V249H55ZM218 252L220 253V251H218ZM92 253H94V254H92ZM141 254H142V256H141ZM220 254H222V253H220ZM150 255H152V254H150ZM7 256H9V255L7 254ZM152 256L150 257L151 259H152ZM201 258H203V260H200L199 264H210L211 262H215L216 260H217L216 262L220 261V259L222 257H220L219 254L211 253L210 250H204L203 256H201ZM6 260L8 262H5ZM238 260H237V262H239Z\"/></svg>",
  "mask_w": 264,
  "mask_h": 264
},
{
  "label": "crops",
  "instance_id": "3",
  "mask_svg": "<svg viewBox=\"0 0 264 264\" xmlns=\"http://www.w3.org/2000/svg\"><path fill=\"white\" fill-rule=\"evenodd\" d=\"M126 148L128 150L131 149L129 145H126ZM118 149H119V146H118ZM75 235L78 238H81L80 235H77V234H75ZM81 235L83 236V234H81ZM53 236H56L57 238H55V240H54L55 242L51 245V244H49L48 238L46 237V235H42V237L44 238V239L42 238V241L46 243L47 247H49V248H47V251H48V253H47L48 255L47 256H50V255L51 256H55L57 254L64 253L66 251L71 252V251H73L75 249V244L73 243L72 239L67 238L64 233H59V234L53 235ZM81 240L82 241L85 240V237L83 236ZM55 249H56V251H55ZM27 250H28V248H27ZM10 252H11V249H9L8 251L5 252L6 253V257H11ZM7 254L9 256H7ZM5 262H8V261L6 260Z\"/></svg>",
  "mask_w": 264,
  "mask_h": 264
}]
</instances>
